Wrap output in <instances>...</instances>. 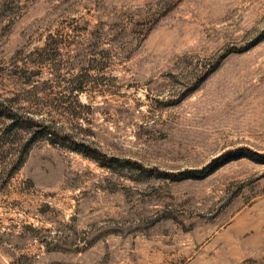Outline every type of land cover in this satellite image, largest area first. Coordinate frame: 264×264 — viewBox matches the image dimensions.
Wrapping results in <instances>:
<instances>
[{"label":"rangeland","instance_id":"obj_1","mask_svg":"<svg viewBox=\"0 0 264 264\" xmlns=\"http://www.w3.org/2000/svg\"><path fill=\"white\" fill-rule=\"evenodd\" d=\"M6 107L138 166L2 134L0 264H264V0H0Z\"/></svg>","mask_w":264,"mask_h":264},{"label":"trees","instance_id":"obj_2","mask_svg":"<svg viewBox=\"0 0 264 264\" xmlns=\"http://www.w3.org/2000/svg\"><path fill=\"white\" fill-rule=\"evenodd\" d=\"M0 117L6 118L10 120V123L8 125H5L0 134V139L2 134H6L7 131L13 130V129H28L32 128V125H34L35 121L33 122L32 118H25L23 116H18L15 113L11 112V109L9 108H2L0 109ZM36 126L38 128L34 129L31 132L30 138L28 141H26L25 146H24V154L22 155V159L18 161L16 164V167L12 169V172H15L16 169L19 167V165L22 163L24 160V157L26 155V152L28 148L31 146L33 142L36 140H39L41 138H48V140L52 144H60L62 146H65L71 151H74L76 153H79L85 157H88L92 160H94L99 166H107L109 168H112L113 164H120L121 166L124 165H132V166H138L135 162L129 161V160H122L116 157H107L105 156L102 152L99 150L93 148L89 144L85 142H78L72 136L68 133H59L56 130L52 129L48 125H44L43 123H40L36 121ZM227 158H234V157H229L230 155H235L238 154L237 156L240 157H248L256 161L264 162V155L253 152L248 149H240L235 152H228ZM226 161V160H224ZM217 162V160H216ZM218 165H214L213 163L210 165L208 164L205 166L203 169H188L184 171H179V172H164L162 173L161 171H158V174H162L165 176H170L173 179H181V178H200L201 176L205 174H209L216 170ZM151 170H148V172Z\"/></svg>","mask_w":264,"mask_h":264}]
</instances>
